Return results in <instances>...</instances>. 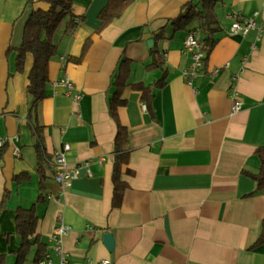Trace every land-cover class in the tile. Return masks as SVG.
<instances>
[{
	"label": "crops",
	"instance_id": "1",
	"mask_svg": "<svg viewBox=\"0 0 264 264\" xmlns=\"http://www.w3.org/2000/svg\"><path fill=\"white\" fill-rule=\"evenodd\" d=\"M186 1L135 0L95 32L97 14L107 0H72L74 14L83 20L70 35L64 34V21L56 29L57 55L48 65L46 96L34 107L26 91L32 57L27 55L24 70L18 72L15 50L6 51L20 43L29 12L46 9L48 3L0 1V136L7 138L0 150V201L8 190L0 207V254L7 262L19 245L14 210L34 203L36 232L55 263L48 237L61 217L71 225L63 238L67 264L99 259L113 264H264V243L252 247L264 216V187L250 194L255 183L242 171L258 169L254 149L264 145V30L235 33L226 16L257 11L256 21L264 27V0H222L216 5L219 40L189 83L182 75L190 66L183 51L188 31L160 40L166 84L156 93L151 112L137 90L123 88L125 103L118 107V119L127 128L129 155L122 166L127 187L120 205L111 206L116 123L108 99L115 90L114 74L126 57L128 83H150L162 75L159 68L145 67L152 32L176 16ZM88 37L82 58L71 60ZM215 67L218 71L210 74ZM64 77L73 84L69 94L59 84ZM232 83L242 100L233 114ZM64 143L70 145L68 164L88 160L89 173L81 167L62 186L54 180L52 157ZM21 173L27 178L12 179ZM105 232L113 237L111 250L103 241ZM34 251L32 247L25 264H34Z\"/></svg>",
	"mask_w": 264,
	"mask_h": 264
},
{
	"label": "trees",
	"instance_id": "2",
	"mask_svg": "<svg viewBox=\"0 0 264 264\" xmlns=\"http://www.w3.org/2000/svg\"><path fill=\"white\" fill-rule=\"evenodd\" d=\"M1 1V0H0ZM31 2V0H27ZM48 3L46 9H32L27 15L21 34L20 43L17 46H8L6 52L15 50L14 69L21 72L27 55H31L32 62L27 71L28 83L26 86L27 94L31 97V107L46 96V85L48 79V65L57 55L58 44L54 40V34L58 26L64 21V34L70 35L74 28L83 20V16L74 14L72 10V0H43ZM135 0H107L105 5L99 10L97 17L99 24L95 32L101 30L112 20L119 17L122 12ZM222 0H188L184 2L176 16L167 18L165 23L152 32L153 44L149 50L150 62L145 65L147 69L159 68L162 75L150 83L143 81L128 83L130 73V60L124 57L118 65L114 74V92L108 99V111L116 123L113 148V166L111 180L113 184V195L111 206L118 207L122 200V195L127 187V183L122 178V166L127 163L129 148L127 146V128L118 119V107L125 103L121 96V91L127 85L137 90L140 100L146 109L152 111L153 99L166 84V70L163 67L164 59L158 47V42L180 30L190 31L197 29L201 33V42L207 56L219 40V18L216 13V5ZM171 26L172 33L167 34V26ZM88 37L82 46L81 53L71 60L79 61L88 46ZM5 145V143H4ZM0 147V150L4 147ZM36 147L39 143L35 144ZM254 154L259 160V167L256 171H242L249 176L255 183L254 190L250 193L260 191L264 187V145H259L254 149ZM39 158V157H38ZM40 165V162H38ZM27 173L14 175L12 179L20 182L27 178ZM8 197V190L5 189L0 201L3 207ZM14 232L19 237V245L13 250L14 260L7 262L6 255L0 254V264H25L28 254L32 247L35 248L32 261L37 264L43 258L46 251V243L40 240L36 232L38 215L35 204L29 207L18 206L14 210ZM264 243V216L260 221V232L252 244V247Z\"/></svg>",
	"mask_w": 264,
	"mask_h": 264
},
{
	"label": "built area",
	"instance_id": "3",
	"mask_svg": "<svg viewBox=\"0 0 264 264\" xmlns=\"http://www.w3.org/2000/svg\"><path fill=\"white\" fill-rule=\"evenodd\" d=\"M257 14V11H254L251 15L240 17L236 12L230 11L226 16L232 20L230 25L231 31L245 35L250 29L253 28L257 29L259 33L264 30V27L258 25L256 21ZM183 51L190 57V66L186 69H183L182 71V75L189 83L191 79L196 76L201 69H203L204 59L206 57V53L203 49L197 29H191L187 32L183 40ZM61 59L63 60L64 57L61 56ZM218 69V67L212 68L210 70V74L216 73ZM59 84L65 87L66 94L72 92L73 84L67 77L60 79ZM73 97L78 99L80 95L79 93H73ZM229 97L231 100L230 113L233 114L239 111L242 106V100L234 83H232V87L229 90ZM143 106L144 108L146 107L145 105ZM6 141V137L0 136V147H2ZM69 148L70 145L68 143H64L53 153L52 157L54 180L62 186L68 185L71 180L76 178L79 175L81 167H84L86 172L89 173L88 160L81 161L77 165L68 164L65 154ZM70 229L71 225L63 221L61 217H58V220L56 221V224L54 225L52 232L48 237L49 241L51 242V249L54 251L58 261L57 263L52 261L49 256V248L47 247L43 258H41L37 264H67L68 252L63 247V238L69 233ZM83 264L113 263L109 259H99L96 261L87 260Z\"/></svg>",
	"mask_w": 264,
	"mask_h": 264
},
{
	"label": "water",
	"instance_id": "4",
	"mask_svg": "<svg viewBox=\"0 0 264 264\" xmlns=\"http://www.w3.org/2000/svg\"><path fill=\"white\" fill-rule=\"evenodd\" d=\"M151 42H152V40H149L148 44L151 45ZM103 241H104L105 245L107 246V248L111 250L113 247V237H112L111 233L105 232L103 234Z\"/></svg>",
	"mask_w": 264,
	"mask_h": 264
},
{
	"label": "rangeland",
	"instance_id": "5",
	"mask_svg": "<svg viewBox=\"0 0 264 264\" xmlns=\"http://www.w3.org/2000/svg\"><path fill=\"white\" fill-rule=\"evenodd\" d=\"M198 33L201 35V33L198 31ZM14 260V258H12L11 260H10V263L12 262Z\"/></svg>",
	"mask_w": 264,
	"mask_h": 264
}]
</instances>
